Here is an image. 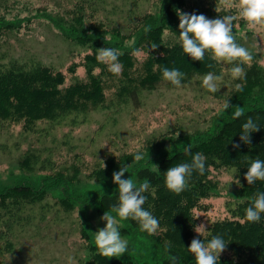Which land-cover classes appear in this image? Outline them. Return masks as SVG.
Masks as SVG:
<instances>
[{
	"label": "rangeland",
	"instance_id": "374dc122",
	"mask_svg": "<svg viewBox=\"0 0 264 264\" xmlns=\"http://www.w3.org/2000/svg\"><path fill=\"white\" fill-rule=\"evenodd\" d=\"M7 2L8 5L0 9V18L22 20V27L0 38V65H8L11 61L39 62L61 70L66 77L65 85L76 77L86 79L85 56L91 52L89 46L79 44L74 36L70 40L68 34L80 32L94 38L99 36L107 41L105 47L121 51L135 37L127 27L135 24L142 12L155 13L160 6V0H103L96 18L118 24L121 35L103 31L97 35L99 29L95 30L88 21L72 23L74 21L65 10L69 5L67 0ZM185 3L183 13L189 14V0ZM96 18L89 16L91 21ZM175 22H179L178 15ZM233 34L237 43L252 53L251 63L264 69V27L249 30L246 22L238 19ZM164 35L165 40L175 38L168 29ZM140 52L141 55L136 56L138 65L146 57L144 51ZM101 65L107 69L106 65ZM220 65L222 71L215 75L222 79L217 82L219 90L216 93L202 87L204 75H200L179 88L163 84L157 89L142 90L137 96L138 103L129 100L110 106L117 79L104 76L106 108L81 116L76 122H71L74 118L71 115L70 121L56 123L54 128L48 122H39L36 131L29 134L21 133L20 126L12 124L6 131L7 141L4 135H0V184L33 183L39 186L44 176L59 173L66 182L70 181L69 191H115L118 185L113 183L112 176L121 167L103 178L91 175L107 158L124 156L122 166H126L127 171L138 164L157 169L161 157L215 132L230 117L229 109L225 111L223 106L235 80L227 72L230 63L221 61ZM99 71L100 67L95 73ZM259 95L260 92L252 89L245 99L251 103ZM26 151L37 154L39 162L23 167L19 160ZM137 153L143 155L142 160L134 159ZM128 177L129 174L125 173L122 178ZM212 177L216 184L210 195L203 199L206 208L195 210L196 227L203 224L206 230L213 221L230 217L232 209L243 200L239 190L241 180L235 167L213 169ZM40 189L34 190L39 192ZM41 194L46 197L25 212L30 223L23 226V231L17 232L16 252L8 254V258L1 256L0 264H68L69 257L72 264H87L91 250L82 233L93 237V233L105 227L106 222L97 215L93 204L82 207L71 200L74 210L66 212L61 205L65 196L60 188L43 189ZM124 227H127V221L121 220L119 230L122 239L128 241V250L118 257L132 258L138 264H159L163 250L160 237L156 233L141 231L140 227L124 233Z\"/></svg>",
	"mask_w": 264,
	"mask_h": 264
},
{
	"label": "trees",
	"instance_id": "16d2710c",
	"mask_svg": "<svg viewBox=\"0 0 264 264\" xmlns=\"http://www.w3.org/2000/svg\"><path fill=\"white\" fill-rule=\"evenodd\" d=\"M102 1L67 0L69 5L65 7L66 14L74 21L73 24L88 21L95 30L99 29L96 30L97 35L101 31L121 35L118 24L105 21V18H96ZM7 3V0H0V9H4ZM185 4V0H160L158 11L142 12L137 22L127 27L129 33L135 37L130 45L123 46L119 51V61L123 65L122 74L119 76L110 73L95 58L96 49L105 47L107 41L99 36L94 38L93 35L80 32H72L68 36H71L70 40L74 36L79 44L91 49L85 56V80L76 77L70 84L65 85L66 77L61 70L39 62L11 61L8 65H0V135H4L7 141L6 131L12 124L19 125L21 133L29 134L36 131L39 122H48L54 128L56 123L70 121L71 115L74 117L71 122H76L81 116L85 117L92 111L106 108L108 103L104 76L117 79L116 91L110 102L112 106L127 103L129 100L138 103L137 96L142 90L157 89L163 84L173 86L162 79L163 67L175 68L184 73L182 84L190 83L194 77L205 75L209 71L220 74V62L213 60L210 53H205L203 61H195L182 51L178 39L179 22L176 23L175 19L177 11L183 12ZM188 6L189 14H203L209 19L235 14L234 9L225 8L220 0H189ZM89 16L96 19L91 21ZM21 21L0 18V38L10 31L19 30L22 27ZM237 21H234L233 26ZM166 29L175 38L168 37L165 40ZM129 37L130 35L125 38ZM137 49L146 53L144 61L139 65L137 57L133 55ZM208 65L212 67L209 68ZM232 66L234 65L230 64V68ZM98 67L100 71L95 73ZM243 67L246 78L235 80L234 88L228 96V102L232 105L229 108L230 117L215 132L202 136L191 144L192 154L201 152L206 157L207 170L204 175L194 172L185 190L179 194L166 188V170L179 163L191 161V155L184 151L187 146L161 157L157 161V169L138 164L127 171L137 185L150 182L149 190L143 194L147 197L143 207L159 220L156 235L163 244V250L160 248L162 259L159 264H173V257L176 258V264H195L194 256L187 251L191 241L194 238L208 241L216 235L222 236L227 244L219 255L217 264H264V213L261 214L260 222L245 220V209L250 204V198L257 192H264V181L248 185L244 179L251 160H264V69L256 63ZM238 83L243 86L241 92L235 90ZM252 89L261 95L250 103L245 98ZM236 106H240L245 115L234 120L232 113ZM249 116L259 124L260 130L250 133L251 142L245 144L240 140V127ZM233 144H239L240 147L235 149ZM39 160L37 154L26 151L19 163L23 167H31ZM123 160L124 156L118 159L111 156L94 169L91 175L97 179L106 177L113 169L120 168ZM226 167H235L241 180L239 190L243 200L232 209L230 217L213 221L205 234L200 236L194 230L198 222L195 210L206 208L203 199L215 187L212 170ZM58 174L44 176L39 186H34L33 183L14 186L0 184V257L16 252L17 232L23 231V226L30 223V217L25 212L36 201L46 197L41 194L43 189L48 191L60 188L65 196L61 205L66 212L74 210L70 202L73 200L82 207L93 204L99 217L105 211H110L118 199V189L69 191L70 181L66 182ZM34 189L40 191L36 192ZM126 221L124 233L139 228L137 222L131 219ZM82 236L90 244L91 255L87 264H138L132 258L104 257L97 251L93 237L84 236L83 233Z\"/></svg>",
	"mask_w": 264,
	"mask_h": 264
},
{
	"label": "clouds",
	"instance_id": "9594fccd",
	"mask_svg": "<svg viewBox=\"0 0 264 264\" xmlns=\"http://www.w3.org/2000/svg\"><path fill=\"white\" fill-rule=\"evenodd\" d=\"M221 5L228 9H234L235 14L224 15L215 19H209L203 14H188L177 11L179 17V43L182 51L195 61H203L205 53H210L211 58L217 62L226 61L233 64L227 69L233 80H244L246 72L243 65L251 66L252 53L245 47L237 43L233 34V23L236 20H243L249 30H257L264 27V0H220ZM219 11V9H216ZM155 49V47H153ZM121 53L118 49L101 47L96 49V60L107 66L110 73L119 76L122 74L123 65L119 61ZM134 56H140L139 49L133 52ZM239 63H234V62ZM209 68L212 65H208ZM162 79L170 82L179 88L182 86L184 73L178 69L162 68ZM202 87L210 93L218 92L217 82L222 79L209 71L202 78ZM237 92L243 91L241 84L235 85ZM224 110L227 111L232 105L225 101ZM245 115L240 106H236L232 113V119L237 120ZM260 130L259 124L249 116L240 127V140L249 144L251 142L250 133ZM233 148L238 149L239 144H233ZM185 153L191 155L190 162H182L169 167L164 173V183L166 188L179 194L184 191L193 173L204 175L206 168V157L201 152L192 154L191 145L184 149ZM136 161L143 159L141 153L134 155ZM127 173L126 166H121L119 171L113 173V183L118 185V199L111 206L110 211H105L101 220L106 222V226L93 233L94 245L100 255L104 257L122 256L128 250V241L122 239L119 230L121 220L131 219L138 223L141 231L148 234H155L159 228V220L146 210L143 205L147 197L143 195L150 188V182L146 181L137 185L131 177L122 178ZM248 185H253L257 181H264V160L253 159L247 167L244 176ZM239 184V181H237ZM114 213V215H113ZM264 213V192H257L250 198V204L245 209V220L247 222H260L261 214ZM201 236L206 230V226L201 224L195 229ZM227 244L222 236H213L210 240L193 239L187 251L194 256L195 264H217L219 255L225 250ZM176 264V258H172ZM68 264H72V258H68Z\"/></svg>",
	"mask_w": 264,
	"mask_h": 264
}]
</instances>
